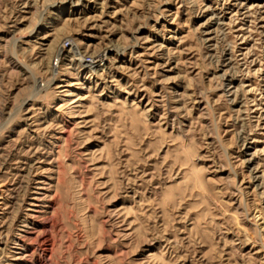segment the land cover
Here are the masks:
<instances>
[{
    "label": "rangeland",
    "instance_id": "rangeland-1",
    "mask_svg": "<svg viewBox=\"0 0 264 264\" xmlns=\"http://www.w3.org/2000/svg\"><path fill=\"white\" fill-rule=\"evenodd\" d=\"M0 264H264V0H0Z\"/></svg>",
    "mask_w": 264,
    "mask_h": 264
},
{
    "label": "bare ground",
    "instance_id": "bare-ground-1",
    "mask_svg": "<svg viewBox=\"0 0 264 264\" xmlns=\"http://www.w3.org/2000/svg\"><path fill=\"white\" fill-rule=\"evenodd\" d=\"M76 52L78 53L79 51L76 50ZM77 57H78V56H77ZM58 59H59V57H58ZM103 59H104V58H103ZM103 59H102V60H103ZM98 60H100V58H99ZM58 61H59V60H58ZM88 61L91 63V62H93V59L91 58V59H89ZM100 61H101V60H100ZM55 63H56V62H55ZM94 63H95V62H94ZM97 63H98V62H97ZM103 63H104V62H103ZM92 65H93V64H92Z\"/></svg>",
    "mask_w": 264,
    "mask_h": 264
},
{
    "label": "built area",
    "instance_id": "built-area-1",
    "mask_svg": "<svg viewBox=\"0 0 264 264\" xmlns=\"http://www.w3.org/2000/svg\"><path fill=\"white\" fill-rule=\"evenodd\" d=\"M69 44H70V43H69ZM89 59H91V58H89ZM89 59H88V60H89Z\"/></svg>",
    "mask_w": 264,
    "mask_h": 264
}]
</instances>
